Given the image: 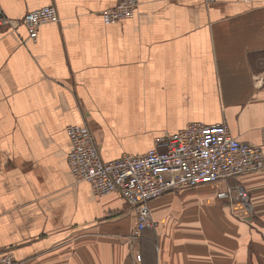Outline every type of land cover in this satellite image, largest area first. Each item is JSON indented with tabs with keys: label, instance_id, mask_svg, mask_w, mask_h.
Segmentation results:
<instances>
[{
	"label": "crops",
	"instance_id": "0c3cea01",
	"mask_svg": "<svg viewBox=\"0 0 264 264\" xmlns=\"http://www.w3.org/2000/svg\"><path fill=\"white\" fill-rule=\"evenodd\" d=\"M0 0V252L17 264H264V169L151 199L156 225L98 196L67 163L65 127L86 124L109 161L190 122L224 121L260 143L264 0ZM54 5L31 40L21 18ZM264 153V146L262 148ZM246 199L222 197L236 188ZM259 227V228H258Z\"/></svg>",
	"mask_w": 264,
	"mask_h": 264
},
{
	"label": "built area",
	"instance_id": "2783aa9c",
	"mask_svg": "<svg viewBox=\"0 0 264 264\" xmlns=\"http://www.w3.org/2000/svg\"><path fill=\"white\" fill-rule=\"evenodd\" d=\"M210 2L212 0H205ZM138 1L120 0L103 9V22L113 23L133 15ZM21 22L31 40L37 37L39 25L58 22L54 5H42L28 10ZM0 24L14 26L15 21L0 11ZM69 140L67 163L76 180L89 182L98 196L116 193L129 205L135 215V225L128 233V242H137L145 228L156 225L149 211V201L167 191L222 181L240 174L264 169V125L260 127L261 142L251 143L233 135L226 122H190L183 128L163 133L142 154L124 153L105 161L101 158L94 134L86 124L65 127ZM218 195L246 199V192L238 187ZM259 228V227H258ZM264 239V229L259 228ZM0 264H17L8 252H0Z\"/></svg>",
	"mask_w": 264,
	"mask_h": 264
}]
</instances>
